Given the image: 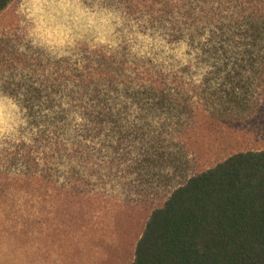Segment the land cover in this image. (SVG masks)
Here are the masks:
<instances>
[{
  "label": "rangeland",
  "instance_id": "374dc122",
  "mask_svg": "<svg viewBox=\"0 0 264 264\" xmlns=\"http://www.w3.org/2000/svg\"><path fill=\"white\" fill-rule=\"evenodd\" d=\"M144 5L13 0L0 12V264H130L148 216L175 188L234 152L264 148V76L249 85L247 110L223 113L203 94L219 84L203 81L211 71L199 59L210 26L197 23L191 39L179 20L152 23ZM157 72L173 101L134 102L132 89ZM98 100L101 128L85 130L79 106ZM59 104L70 105L72 141L59 137L68 151L40 183L10 178L25 173L12 155Z\"/></svg>",
  "mask_w": 264,
  "mask_h": 264
},
{
  "label": "trees",
  "instance_id": "16d2710c",
  "mask_svg": "<svg viewBox=\"0 0 264 264\" xmlns=\"http://www.w3.org/2000/svg\"><path fill=\"white\" fill-rule=\"evenodd\" d=\"M12 1L0 0V12ZM123 1L135 6L145 4L152 23L179 20L176 22L187 26L191 39L196 36L193 26L209 25L211 31L199 46V59L211 71L208 77L212 78L203 81L210 83L213 79L219 84L207 87L203 94L218 103L223 113L247 110L249 85L256 80L255 75L264 76V0ZM178 30L184 33L183 27ZM146 80L132 89L130 98L134 102L152 109L173 101L162 73H152ZM260 81L263 84L264 78ZM101 102L79 106L85 130H100L101 115L106 113ZM66 106L59 104L61 113L49 118L38 136L22 142L24 150L13 154L11 160L21 163L25 173L8 170L10 178L36 184L42 174L52 175L54 161L68 151L59 137L66 135L68 143L72 141L67 134L71 118L68 109H63ZM220 109L217 112L221 113ZM34 144L42 145L38 157L32 152ZM37 167L43 170L29 174ZM66 169L69 177L70 165ZM68 183L65 180L63 190ZM130 264H264V148L234 152L175 188L148 216Z\"/></svg>",
  "mask_w": 264,
  "mask_h": 264
}]
</instances>
